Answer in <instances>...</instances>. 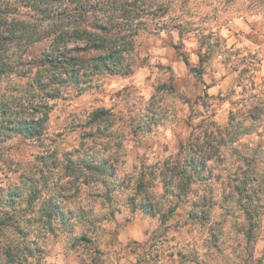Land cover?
I'll list each match as a JSON object with an SVG mask.
<instances>
[{
    "label": "clouds",
    "instance_id": "1",
    "mask_svg": "<svg viewBox=\"0 0 264 264\" xmlns=\"http://www.w3.org/2000/svg\"><path fill=\"white\" fill-rule=\"evenodd\" d=\"M0 264H264V0H0Z\"/></svg>",
    "mask_w": 264,
    "mask_h": 264
},
{
    "label": "trees",
    "instance_id": "2",
    "mask_svg": "<svg viewBox=\"0 0 264 264\" xmlns=\"http://www.w3.org/2000/svg\"><path fill=\"white\" fill-rule=\"evenodd\" d=\"M163 9H160L159 11H161ZM164 11V10H163ZM184 61L186 63V65L188 66L189 62L187 57L184 58ZM203 59L200 58V63H203ZM194 71L197 72V74H200L199 69H195ZM108 114V110H106L103 107H100L99 109H96V111L93 113V117L94 119H103L106 115ZM86 166L93 170V171H99L101 174H105L107 172H110L111 168L107 166V162H104L103 164H94L91 161H85Z\"/></svg>",
    "mask_w": 264,
    "mask_h": 264
},
{
    "label": "rangeland",
    "instance_id": "3",
    "mask_svg": "<svg viewBox=\"0 0 264 264\" xmlns=\"http://www.w3.org/2000/svg\"><path fill=\"white\" fill-rule=\"evenodd\" d=\"M161 11H163V10H161ZM155 34H157L158 35V33H155ZM207 39V38H206ZM182 47V45H176V46H173V55H175L176 53H178L179 51H180V48ZM254 58V57H253ZM199 59V62H200V58H198ZM184 67H188L187 65H186V63H185V61H184ZM168 70L169 71H172V69L169 67L168 68ZM177 70H179V69H177ZM247 71V69H245V72ZM148 79H151V77L149 76L148 77ZM172 90H175V88L173 87V89ZM204 98L203 97H198L197 98V100L199 101V100H203ZM189 103V105H190V103L191 102H188ZM101 107H103V106H101ZM104 108V107H103ZM189 110H191L190 108H189ZM89 135H92V134H89ZM86 161H91V162H93L94 164H97L96 162H95V160L94 159H90V160H86ZM84 163H85V161H84ZM111 173H112V170H110V172H107V173H105V174H107V175H111Z\"/></svg>",
    "mask_w": 264,
    "mask_h": 264
}]
</instances>
